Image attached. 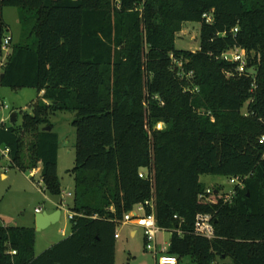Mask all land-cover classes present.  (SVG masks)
I'll use <instances>...</instances> for the list:
<instances>
[{"label": "trees", "instance_id": "obj_1", "mask_svg": "<svg viewBox=\"0 0 264 264\" xmlns=\"http://www.w3.org/2000/svg\"><path fill=\"white\" fill-rule=\"evenodd\" d=\"M5 7L30 28L0 84L43 94L20 127L0 126V146L20 170L39 165L45 191L59 196L50 115L74 112L77 215L72 234L39 256L34 227L0 224V264H115L118 222L151 199L179 261L264 264V0H0V29ZM191 21L201 23L195 52L176 47ZM236 48L247 54L242 73L222 57ZM202 175L244 183L229 203ZM206 213L213 239L194 232Z\"/></svg>", "mask_w": 264, "mask_h": 264}, {"label": "rangeland", "instance_id": "obj_2", "mask_svg": "<svg viewBox=\"0 0 264 264\" xmlns=\"http://www.w3.org/2000/svg\"><path fill=\"white\" fill-rule=\"evenodd\" d=\"M4 25L0 29V59L4 52L1 51L5 38H11V46L24 40L26 30L30 23L23 25L20 21V12L16 7L3 9ZM200 22H185L176 37V47L180 50L197 51L200 47ZM182 66V62L178 63ZM38 91L35 88L12 89L0 84V126L9 127L12 113H17V122L20 127L25 113L32 112V106L38 99ZM75 113L70 111H58L50 115L53 131L58 133L60 148L58 154V176L62 186V194L52 195L45 191L41 172L32 174L34 169L20 170L12 166L9 154L0 146V224L20 227H34L36 233L35 254L41 255L45 250L68 238L73 232V222L69 217L73 207L74 175L76 158V128L72 122ZM164 127V123L161 125ZM159 128V123L156 125ZM32 137L24 140V154L29 157V148ZM201 181L209 188H220L227 197L236 185L231 183V177L218 175H202ZM69 193L71 195H69ZM65 206L61 207V217L44 229L37 230L35 225L36 208L51 212L58 209L60 201ZM136 229L133 236L131 230ZM117 232L120 238L116 242L115 264H158V259L169 248L171 232L160 230L157 234L158 253L146 248L144 231L141 227L127 224H119ZM180 264H198L190 256L183 257ZM213 264H231V258L217 257Z\"/></svg>", "mask_w": 264, "mask_h": 264}, {"label": "built area", "instance_id": "obj_3", "mask_svg": "<svg viewBox=\"0 0 264 264\" xmlns=\"http://www.w3.org/2000/svg\"><path fill=\"white\" fill-rule=\"evenodd\" d=\"M206 16V15H205ZM212 18L211 16H207V21H211ZM237 30V29H235ZM11 38H5L4 42H2L1 45V51L4 52L2 58L0 59V75L3 73V68L7 62L8 56L10 55L11 52ZM222 57L227 60V61H234L239 63L238 70L240 73L244 72L246 64H247V54L244 50L236 48L232 51H227L224 52ZM162 123H159V129H161ZM260 143L264 144V135L261 136L260 138ZM7 154H9V149H4ZM38 171L33 170L32 174L35 175ZM141 177H145L146 175L141 172L140 173ZM231 183L235 184L236 186H243L244 183V178L242 177H231ZM214 191V189H208V192L211 193ZM236 190L232 191L229 194V197L225 199V202L231 203L233 200V197L235 196ZM69 195H71L69 193ZM64 201L62 207H64ZM150 206L152 211L151 213H148L146 210V207ZM36 212L40 213L42 212L41 208H36ZM77 213L71 212L69 214L70 219H73ZM175 218H178L176 215ZM214 216L212 214L206 213V214H198L196 217V222H195V228L194 232L197 235L203 236L208 239H213L215 236V228H214V222H213ZM134 222L136 223L139 227H141L144 231L145 235V243H146V248L148 250H151L152 252H155V254L158 253V246H157V234L160 230H166L161 228L158 223L157 219L154 213V201L151 199L149 201H146L145 204H140L136 206L135 209L132 211H129L127 214H125L124 219H122L119 224H124V223H130ZM179 234H183L184 231L181 230L180 228L176 229ZM117 237V233H116ZM161 255L158 259V264H180V261L177 256L171 255L166 253ZM13 254L16 253V251L12 252Z\"/></svg>", "mask_w": 264, "mask_h": 264}, {"label": "water", "instance_id": "obj_4", "mask_svg": "<svg viewBox=\"0 0 264 264\" xmlns=\"http://www.w3.org/2000/svg\"><path fill=\"white\" fill-rule=\"evenodd\" d=\"M3 77H4V73L0 75V80H2ZM10 120H11V123H15L17 121L16 112L12 113ZM46 129L50 131L52 127L49 126ZM62 205H63V200L60 201V204H59L60 207L54 212L49 213L47 211H42L40 213H37L35 217V225H36L37 230L44 229L54 223H57L61 217Z\"/></svg>", "mask_w": 264, "mask_h": 264}, {"label": "crops", "instance_id": "obj_5", "mask_svg": "<svg viewBox=\"0 0 264 264\" xmlns=\"http://www.w3.org/2000/svg\"><path fill=\"white\" fill-rule=\"evenodd\" d=\"M2 16H3V12H2ZM43 94V92H41L40 94H39V96H41ZM37 171H41V167H39L38 168V170ZM215 189V188H214ZM235 190V189H234ZM234 190H232V191H234ZM231 191V192H232ZM55 210H57V209H54L53 211H51V212H54ZM51 212H49V213H51ZM124 224H127V225H131V226H134V227H139L136 223H134V222H130V223H124ZM167 231H169V230H167ZM169 232H171V231H169ZM116 233H117V239H119L120 238V234L117 232V228H116ZM131 234L133 235V236H135L136 234H137V230L136 229H132L131 230ZM145 236V235H144ZM171 237V236H170ZM169 243H170V241H169ZM168 250V249H167ZM167 250H165V251H167ZM231 264H232V261H231Z\"/></svg>", "mask_w": 264, "mask_h": 264}]
</instances>
